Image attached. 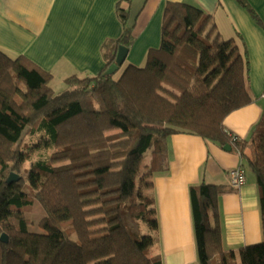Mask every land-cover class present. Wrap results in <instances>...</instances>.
<instances>
[{
  "label": "trees",
  "instance_id": "1",
  "mask_svg": "<svg viewBox=\"0 0 264 264\" xmlns=\"http://www.w3.org/2000/svg\"><path fill=\"white\" fill-rule=\"evenodd\" d=\"M118 13L124 30L103 46L105 69L67 78L60 94L52 72L0 51V264H163L151 194L177 134L233 146L259 188L263 241L237 260L224 249L219 206L232 188L190 187L198 264H264V113L251 143L225 127L253 102L247 54L236 40H222L201 9L170 2L161 45L145 65L124 64L107 76L119 47L134 44L129 13ZM29 130L54 150L33 164L34 186L23 175ZM13 173L22 178L8 183ZM36 201L45 212L42 233L30 231L25 216Z\"/></svg>",
  "mask_w": 264,
  "mask_h": 264
},
{
  "label": "crops",
  "instance_id": "2",
  "mask_svg": "<svg viewBox=\"0 0 264 264\" xmlns=\"http://www.w3.org/2000/svg\"><path fill=\"white\" fill-rule=\"evenodd\" d=\"M170 2L201 9L247 54L253 102L232 113L225 127L251 143L264 113V0H0V51L12 59L24 56L54 78L95 77L106 67L103 46L123 34L119 7L135 27L125 64L143 67L148 52L161 45ZM225 147L185 134L169 138L168 169L153 177L151 194L160 223L155 245L163 264H198L190 187L231 188L228 173L242 166V159L233 146ZM245 152L250 154V147ZM231 191L220 198L221 228L225 251L238 260L243 248L263 241L260 196L249 173L247 184Z\"/></svg>",
  "mask_w": 264,
  "mask_h": 264
},
{
  "label": "rangeland",
  "instance_id": "3",
  "mask_svg": "<svg viewBox=\"0 0 264 264\" xmlns=\"http://www.w3.org/2000/svg\"><path fill=\"white\" fill-rule=\"evenodd\" d=\"M221 39L226 41L229 40L231 37H226V33H220ZM65 78V77H64ZM62 77V75H55V78L53 79L51 86L54 89L55 93L60 94L64 92L67 88L66 82ZM41 134L39 133H33L31 130H29L22 140V150L25 152L26 157H28V160L24 162V172L23 175L26 178L27 184L34 186L32 184V178H31V171L33 164L41 159H46L48 156H50L54 150L51 149L49 144L46 142V140L42 139ZM150 159L148 158L146 163H149ZM26 218L30 222V231L34 233H42L43 230L39 228V225L42 221V219L45 216V212L42 209L41 205L36 201L34 205L31 207L30 210H27L26 212ZM11 221L14 224H17L18 221L16 219H11ZM143 230L146 233L147 228L143 226Z\"/></svg>",
  "mask_w": 264,
  "mask_h": 264
},
{
  "label": "water",
  "instance_id": "4",
  "mask_svg": "<svg viewBox=\"0 0 264 264\" xmlns=\"http://www.w3.org/2000/svg\"><path fill=\"white\" fill-rule=\"evenodd\" d=\"M129 51L130 49L123 45L119 47L115 63L105 73L107 76L116 74L124 66L126 60L128 59ZM225 150H231V146L226 145ZM21 178L22 177L20 175L13 173L8 179V183L18 182Z\"/></svg>",
  "mask_w": 264,
  "mask_h": 264
},
{
  "label": "built area",
  "instance_id": "5",
  "mask_svg": "<svg viewBox=\"0 0 264 264\" xmlns=\"http://www.w3.org/2000/svg\"><path fill=\"white\" fill-rule=\"evenodd\" d=\"M228 175L232 189L240 190L247 184V172L243 166L230 170Z\"/></svg>",
  "mask_w": 264,
  "mask_h": 264
}]
</instances>
